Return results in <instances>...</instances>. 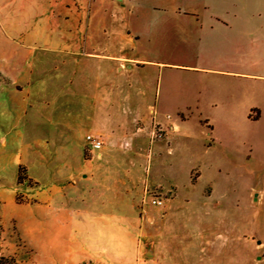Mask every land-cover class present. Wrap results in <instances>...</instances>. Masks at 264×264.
Returning <instances> with one entry per match:
<instances>
[{
	"label": "rangeland",
	"instance_id": "1",
	"mask_svg": "<svg viewBox=\"0 0 264 264\" xmlns=\"http://www.w3.org/2000/svg\"><path fill=\"white\" fill-rule=\"evenodd\" d=\"M0 256L264 264V0H0Z\"/></svg>",
	"mask_w": 264,
	"mask_h": 264
},
{
	"label": "crops",
	"instance_id": "2",
	"mask_svg": "<svg viewBox=\"0 0 264 264\" xmlns=\"http://www.w3.org/2000/svg\"><path fill=\"white\" fill-rule=\"evenodd\" d=\"M144 96H147V93L144 95ZM151 111H155L154 109H153V107L151 108ZM251 112L253 113V112H259V113H261V111H260V109L259 108H253L252 110H251ZM251 113V114H252ZM250 114V115H251ZM261 116H259L258 118H252L251 116H249V118H252V119H254V120H256V119H259ZM116 224H119V225H122L123 227H124V230H125V232H126V235L128 236V238L130 239V241L132 240V236L134 235V233L131 231V228H128L129 226V224H131V222L130 221H116ZM133 227V226H132ZM130 229V230H129ZM134 246V248H135V252H134V260L136 259V256H137V251H136V247H135V245H133Z\"/></svg>",
	"mask_w": 264,
	"mask_h": 264
},
{
	"label": "built area",
	"instance_id": "3",
	"mask_svg": "<svg viewBox=\"0 0 264 264\" xmlns=\"http://www.w3.org/2000/svg\"><path fill=\"white\" fill-rule=\"evenodd\" d=\"M88 140L90 141V144L92 145L93 149H100L103 146V142L100 140H97L94 136L90 135L88 137ZM153 204L156 206H160L164 204V201L162 200H154Z\"/></svg>",
	"mask_w": 264,
	"mask_h": 264
},
{
	"label": "trees",
	"instance_id": "4",
	"mask_svg": "<svg viewBox=\"0 0 264 264\" xmlns=\"http://www.w3.org/2000/svg\"><path fill=\"white\" fill-rule=\"evenodd\" d=\"M0 264H20V263L13 257L0 256Z\"/></svg>",
	"mask_w": 264,
	"mask_h": 264
}]
</instances>
